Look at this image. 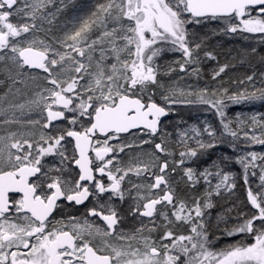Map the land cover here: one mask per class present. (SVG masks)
<instances>
[{
  "label": "snow or ice",
  "instance_id": "obj_1",
  "mask_svg": "<svg viewBox=\"0 0 264 264\" xmlns=\"http://www.w3.org/2000/svg\"><path fill=\"white\" fill-rule=\"evenodd\" d=\"M50 6L54 0H0V65L14 83L27 75L38 88L27 104L8 107L37 112L26 124L39 126L38 135H0V264H264V153L250 150L264 146V113L228 115L233 107L264 104V86H255L253 74L239 81L252 90L186 92L161 80L157 63L168 51L182 54L183 62H175L181 72L198 65L201 44L189 39L190 24L215 21L224 34H250L244 39L264 44V0H106L74 31L45 40L37 33H50L43 24L61 11ZM190 74L199 75V68ZM177 104L205 106L219 127L205 120L179 131V160L161 162L158 153L174 155L162 118ZM10 123L22 122L14 114L0 120ZM122 134L133 141L125 143ZM150 143L154 150L138 152L127 165L120 159L125 149ZM221 147L233 155L224 152L202 169L186 166ZM231 163L240 166L246 185L259 169L260 183L258 191L250 185L247 191L254 211L221 231L246 239L213 248L205 210L213 207V194L234 188V174L225 171ZM178 168L189 189L203 182L201 195L177 196L171 177ZM88 201L83 218H55L57 209ZM129 218L133 223L125 227ZM185 226L188 234L178 235Z\"/></svg>",
  "mask_w": 264,
  "mask_h": 264
},
{
  "label": "rangeland",
  "instance_id": "obj_2",
  "mask_svg": "<svg viewBox=\"0 0 264 264\" xmlns=\"http://www.w3.org/2000/svg\"><path fill=\"white\" fill-rule=\"evenodd\" d=\"M106 0H54L55 6L49 7V11L56 13V8H60L61 11L55 15V18L52 19V24L49 25L48 23H44V29H51V32L47 35L45 32L37 33V35L45 40L49 39V36H55L57 38H63L65 33H69L74 31L76 28L80 26V23L83 19L89 18L91 13L96 10V5L100 3H105ZM39 23V21H38ZM207 23V22H206ZM206 23L197 24H190L188 25V30L190 33L189 39L195 40L197 43L201 44V47L196 51V58H198V65H188L184 72H181L179 69V64L175 63L176 61L183 62V56L180 52H168L165 51L161 57L157 58V63L161 66L162 74L160 79L163 80L166 84H172L173 82L176 86L184 89L187 91H198L201 89H207L209 93L216 90L219 91L221 89H229V92H235L242 87H248L249 90L251 89V85L247 84L241 85L238 81L237 84L231 86H227L226 83L218 77L213 79V75L209 73L210 70V63H209V56L205 55L206 48H205V41L210 40V43L213 44L217 49H224V54H228L230 56V60L232 63L237 64V66L242 67L250 65L252 63L261 64L262 60L257 62L256 60V51L255 53L252 52L253 48H257L259 46L258 38H250L248 40L244 39V36H249L250 34H224L220 31L221 25L219 23H211L209 26V34H204V27ZM194 34V35H192ZM31 38V37H29ZM218 51V50H217ZM220 62L219 60H217ZM213 63V62H211ZM245 64V65H244ZM262 65V64H261ZM169 67L175 68V71L172 72L170 75H164L163 72H166ZM193 67L199 68V75H192ZM220 64L216 65V71H219ZM246 67V66H245ZM39 72H33V75ZM15 76V73L12 74ZM16 80H22L23 83H14L13 79L9 78V73L7 69L0 65V109H5V115L0 116V120H4L7 118H13V114L15 118H18L22 123H10V124H0V135H7L9 132H28V131H35L36 134H39V126H35L34 128L30 125L26 124V121L29 119L35 120L38 118V113L33 111L32 113H28L27 109H12L9 108V104L19 105V104H27V102L34 98V92L38 91V88L35 87L32 79L30 76H20L15 77ZM42 83V82H41ZM5 94H7L5 96ZM190 99H195V97H190ZM157 102L160 101V96L157 95L156 97ZM244 107V108H241ZM257 107H261L257 109ZM250 108V110H248ZM254 108V109H253ZM23 112V115H22ZM237 112H243L251 114L253 112L256 113H264V104H254V105H247V106H237L230 108L228 110V115L234 116ZM203 116L209 121L210 124L213 126L219 127L218 119L214 115L212 111H205V106L202 105H186V104H177L172 107L171 112V121H166L165 124L161 125V133H169L171 131V135L168 138V144L166 145L169 149L173 150V156H164L163 154H157L161 156V162L164 159L168 160H179V155L175 151V146L179 145V136L175 132L173 133L172 130L178 121H181L189 116L196 117V116ZM195 119V118H194ZM178 124V123H177ZM171 128V129H167ZM175 130V129H174ZM132 136H124V142H132ZM144 139H148L147 136ZM115 143H119V141H114ZM155 142H160L159 136L155 138ZM154 150V143L144 144L142 149L140 148H133L131 150L125 149L124 153H121L120 159L122 162L127 165L129 163V158L136 156V154L140 151L143 153H147L149 151ZM250 150L256 151L258 153H264V146L261 145H253L251 146ZM201 158L206 159L207 156H202L200 158H194L193 160L199 161ZM144 159H147V156H144ZM135 162V161H134ZM174 166V165H173ZM171 167V166H170ZM158 171V169H157ZM257 175L253 176V178L249 181V185L251 186L253 191H258L259 185V169L256 170ZM183 175L181 169H177V171L172 175L171 180L176 188L177 196L179 198L188 199L190 200L193 196H199L195 194L194 189H189L185 185L183 181L180 180V177ZM145 181L147 177L143 178ZM133 181L139 182L135 176L132 177ZM235 181V179H234ZM247 186L245 191V201L242 202L241 200L235 201L238 199V196L235 195V186L234 188L229 191L222 190V197L218 201L219 205H214L210 209L205 210V219L207 221V231L209 235V240L212 241L213 248H220L230 243H235L240 240H245L246 237L243 234L234 236V237H227L221 236V231L224 227L232 226L236 223V218L239 216L240 213H248L249 211H254L251 209V205L247 200ZM129 185L126 183L125 187ZM215 195V194H214ZM217 196V195H215ZM218 197V196H217ZM227 198L230 200H234V206H228L225 208L228 201ZM129 204L131 201H127ZM222 218V219H221ZM133 221L130 223L132 224ZM177 234H188L187 226L183 228L176 229ZM155 235V234H154ZM217 236H221L219 240L216 239ZM158 239V237H157Z\"/></svg>",
  "mask_w": 264,
  "mask_h": 264
},
{
  "label": "trees",
  "instance_id": "obj_3",
  "mask_svg": "<svg viewBox=\"0 0 264 264\" xmlns=\"http://www.w3.org/2000/svg\"><path fill=\"white\" fill-rule=\"evenodd\" d=\"M218 50V51H217ZM209 56V55H208ZM209 65H210V70L209 73L211 75H214V72L216 70V65L222 66H227L225 67V71L223 73H221L219 75V78L222 79L227 86H231V88L233 87L232 85L237 84L236 81H241V80H245V78L248 75H253L255 74V81L256 79L261 80V73H264V70L262 71V68H264V64L263 62L259 65V70L254 67V63L250 64L253 65L252 67L249 66L247 67V65L239 67L237 66L236 62L235 64L232 63V61L230 60V56H229V52L228 54H224V49H217L215 46L210 50V56H209ZM217 60H219L220 62H218ZM213 62V63H211ZM254 81V82H255ZM246 83V82H245ZM244 108V107H241ZM257 108H261V107H257ZM254 109V108H253ZM248 110H250V108H248ZM195 118V119H194ZM171 119V114L170 117L164 121L163 124H165V122L169 121ZM207 120L204 115L203 116H196V117H192L189 116L181 121H178L175 125L171 126L174 127L172 132L178 134L179 131H183L184 129L190 128L192 125H195L197 127H203V122ZM171 121V120H170ZM208 121V120H207ZM211 120H209L208 122L210 123ZM162 124V125H163ZM171 128H167V129H171ZM175 129V130H174ZM171 134V131H170ZM190 145L195 146L194 142L189 140L188 142ZM183 148L179 145L175 146V151L176 153L179 155V152L182 151ZM224 152H228L229 155H233L232 152L229 151V149L221 147V148H216L213 149L209 152V154L207 155V158H201L199 161L196 160H190L186 162V166L189 167H193V168H198V169H202L205 165L209 164L212 160L217 159L222 153ZM194 159V158H193ZM225 171L231 172L234 174V179H235V195L238 196V199H235V201H239L241 200L242 202L245 201V191L247 186L244 183V179H243V173H242V169L240 168L239 165L235 164V163H231L229 164L226 168ZM253 178V175H251V173L249 174V181ZM213 183H215V180L213 181ZM194 192L195 194L201 195L204 192V184L203 182H201V184L197 185L196 188H194ZM223 193L221 192V194L217 197L213 194L211 200L212 203L214 205H219L220 203L218 202L221 197H222ZM228 201H226V205L225 208L228 206H234L235 201L234 200H230V198H227ZM221 205V204H220Z\"/></svg>",
  "mask_w": 264,
  "mask_h": 264
},
{
  "label": "flooded vegetation",
  "instance_id": "obj_4",
  "mask_svg": "<svg viewBox=\"0 0 264 264\" xmlns=\"http://www.w3.org/2000/svg\"><path fill=\"white\" fill-rule=\"evenodd\" d=\"M211 23H216V22L215 21L207 22L205 24L206 27L203 28L204 29V31H203L204 34H209V30H210L209 29L210 28L209 26L211 25ZM204 44H205V48H206L205 50H206V52H208L210 54V50H211L213 44L210 43V40L205 41ZM213 47H214V45H213ZM255 56H256L255 58H256L257 62H259V60H262L261 57H264V44L259 43V46L256 48V55ZM262 62L264 64V60H262ZM259 65L260 64H258V63L254 65V67L256 68V70L257 69L259 70V68H260ZM263 70H264V68H262V71ZM34 72H39V71H34ZM260 81L261 80L256 79V81L254 82L256 87L264 86V85H261ZM257 109H259V108H257ZM163 122L164 121H162V123ZM162 123H161V125H162ZM127 135L128 134H122L123 137L124 136H127ZM111 143L116 144L114 141H111ZM64 203H66V202H64ZM117 203H119V202L117 201ZM91 206H92V202L91 201H88V202H85V204H83V205L74 206V207L73 206H69L67 208L57 209L54 215H55V218L56 219H67L68 216H76V217L83 218L86 215V209L87 208H90ZM128 207H129V202L126 201L122 205V208L124 210H127ZM62 213H63V215H62ZM89 219H96L98 221V218H91V217H89ZM98 222L101 225H103V222L102 221H98ZM131 222H132V220H131V218H129V220H128L127 224L125 225V227H129L131 225L130 224ZM98 242L99 241H97V243Z\"/></svg>",
  "mask_w": 264,
  "mask_h": 264
},
{
  "label": "water",
  "instance_id": "obj_5",
  "mask_svg": "<svg viewBox=\"0 0 264 264\" xmlns=\"http://www.w3.org/2000/svg\"><path fill=\"white\" fill-rule=\"evenodd\" d=\"M35 71H39V70H35ZM168 117H169V115L163 117L162 120H165V119H167Z\"/></svg>",
  "mask_w": 264,
  "mask_h": 264
}]
</instances>
